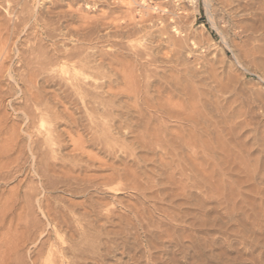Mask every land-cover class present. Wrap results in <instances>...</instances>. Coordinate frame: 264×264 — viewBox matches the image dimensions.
<instances>
[{"label": "rangeland", "instance_id": "obj_1", "mask_svg": "<svg viewBox=\"0 0 264 264\" xmlns=\"http://www.w3.org/2000/svg\"><path fill=\"white\" fill-rule=\"evenodd\" d=\"M144 1L145 6L142 0H0V31L6 38L1 39L2 43L15 38L8 42L11 60L4 67L10 66L4 68L0 81V97L4 98L0 100V121L6 120L7 127L0 137V147L14 131L26 137L21 131L25 105L19 82L24 69L18 56L28 57L29 46L37 42L47 50L52 45L74 49L84 57L95 50H116L123 54L121 60L126 58L130 63H134L135 49L143 52L148 47L161 51L154 56L155 64H149L150 71L146 69L144 84H149L145 85L150 86L151 97L158 99L156 90L164 88L167 93L162 97L173 96L172 102L176 103L178 96L173 95L169 79L192 66L230 115L238 122L252 124L249 135L237 138L238 146L230 147L235 162L227 156L215 173L208 171L209 186L202 195L199 190L166 184L165 171L159 165L163 158L170 161L165 149L158 150L157 155L145 152L148 173L144 183L150 188L139 197L129 188L120 196L112 190L84 191L63 175L62 171L73 166L76 174H84L90 164L88 174L102 175L110 171L106 166L101 168L100 163L119 165L96 147L86 146L85 157L78 158L74 146L67 141L50 155L51 173L45 164L34 168L31 159L26 162L23 154L22 169L0 180V264H264V34L262 37L249 31L243 36L242 30L233 26L221 2L231 0ZM146 11L149 14L143 15ZM212 21L219 28H230L237 42L248 43L256 62L240 69L235 67L232 53L222 57L220 47L224 45ZM136 24L139 29L133 28ZM7 27L11 33L5 31ZM106 33L111 34L108 39L97 40L98 35ZM89 34L92 38L83 39ZM169 39L181 41L171 47ZM158 40L162 41L160 46L155 43ZM169 50H174L175 55ZM67 64L63 60L55 69ZM10 69L16 80L11 79ZM146 113L149 116L154 112ZM119 114V110L114 111V115ZM47 121L38 122L36 127H48ZM165 122L173 132L182 127L176 121ZM55 128L67 129L63 124ZM132 135L126 139L132 140ZM25 144L26 139L20 145L24 148ZM87 154L94 155V164L89 163ZM178 163L179 160L172 165L176 173L181 168ZM37 168H45L41 170L45 177L36 173ZM190 191L194 194L189 195ZM138 203L144 214L139 222L128 210V206ZM107 209L114 214L107 217Z\"/></svg>", "mask_w": 264, "mask_h": 264}, {"label": "bare ground", "instance_id": "obj_2", "mask_svg": "<svg viewBox=\"0 0 264 264\" xmlns=\"http://www.w3.org/2000/svg\"><path fill=\"white\" fill-rule=\"evenodd\" d=\"M132 1L136 2V0ZM142 1L143 6H145V1ZM221 2L222 7L232 17L233 26L241 29L242 35L250 31L255 35L260 33L263 37L264 0ZM127 7H129V4ZM4 12L6 13V11ZM142 14L148 15L149 13L146 11ZM212 22L213 27L220 33L222 45H224L220 47L222 57H227V52L232 53L237 64L235 67H240V69H245L250 63L256 62L254 61L256 55L254 56L253 52L248 49V43L237 42L236 38L231 36L230 28H219L220 26L218 27L214 21ZM133 28L137 29L138 25L136 24ZM4 29H6V32L11 33V28L7 27ZM110 35L107 33L98 35L97 40L104 41ZM49 37L51 36L49 35ZM2 38L0 31V81L3 77L4 68L10 66L4 67L5 64H10L7 63L8 60H11L8 42L13 37L8 38L6 42L4 41L5 43H2ZM89 38H92L91 34L83 37L85 40ZM256 39H259V36ZM160 40L155 41V43L159 42L158 46L162 44ZM180 41L181 39H171L169 43L171 47L172 45L175 47ZM37 45L36 42L35 46H29L28 57L18 54L22 63L21 68L23 67L24 69V72L19 75V82L21 85L20 92L25 105V108L21 111L25 118L21 131L24 130L26 137L14 131L9 135L10 140L8 139L0 147V180H6L11 172H18V170L22 169V167L20 168V161L23 154L27 156L26 162L31 159L34 168L36 165L45 164L47 171L48 169L49 171L52 170L50 155L56 152L57 147L61 149L64 143L69 141L74 146L73 151L77 152L78 158L85 157L86 146H92L102 152L105 157L117 161L120 165L116 166V162L112 163L113 165L100 163L101 168L106 166V170L110 171L109 174L102 175L88 174L89 170L87 169L90 168V164L87 165L84 174L82 172V174H76V167L74 166L62 171L64 176L70 177L75 181V184L81 185L84 191L94 190L110 193V190H112L116 196H120L123 193L122 190L129 188L139 197L145 196L149 185L144 183L148 173L145 166L147 159L144 153L149 152L157 155L158 150L165 149V155L168 156L170 161L163 158L159 164L167 177V183H165L170 187L181 188L182 190H187V188L189 190H199L203 195L209 186L208 171L215 173L217 165L221 166L225 163L224 158L227 156L229 160L230 158L232 160L234 153H232L230 147L232 145L238 146L237 138L248 136L250 133L249 127L252 124L247 121L238 122L237 118L230 115L223 101L208 89L207 85L209 84H206L203 81L204 79H201L199 71L193 69L192 66L186 67L182 71L177 72L176 75H173L171 77L173 81L169 79L173 95L177 94L178 96L176 103L172 102L174 100L173 96L166 95L162 97L164 93H167L164 88L156 90L158 99L151 97L150 86H146L148 83L144 84V79L147 76L146 74H148L146 69H149V64H155L154 56L158 57L161 53L160 50L154 51L156 48L147 47L143 52L136 51V49L134 52L131 49L134 52L132 54L135 60L134 63H130L126 61V58L121 60L120 57L123 54L121 55V52L116 50L115 52L109 51L110 49H107V51L95 50V52L91 53V56L84 57L83 54L76 53L78 51L74 49L67 50L52 45L47 50V48ZM173 51L169 50L170 54L175 55ZM63 60H67V65L69 66L55 69ZM185 66H187V63ZM13 71L10 69L9 74L12 80H16ZM164 76H166V73ZM123 98H126V100ZM2 99L4 100V98L0 97L1 101ZM116 110L120 111L119 115H114ZM148 110L155 114H149L148 116L146 113ZM166 119L176 121L182 127L178 131L173 132L166 125ZM44 120H48V127H36L38 122ZM115 121L118 124H115ZM61 124L65 125L67 129L57 131L55 126H60ZM6 128V120H1L0 137ZM129 135L133 136L130 141L126 139ZM64 137H67V139ZM22 139H26L24 148V145H20L23 141ZM15 155L16 157H14ZM93 156L91 157L88 154L86 156L91 164L96 162L93 160ZM208 158H212L217 164L212 163ZM178 160V166L180 167L181 164V168L176 173L172 170V165ZM233 162L235 161L232 160ZM74 163L75 166H78L76 162ZM43 169L45 170V168ZM43 169L37 168L36 173L41 174ZM41 175L44 176V173L42 172ZM176 175L179 176L178 180ZM179 185L183 186L184 189ZM155 187H157V184ZM190 193L189 195L194 194L192 191ZM182 196L185 195L183 194ZM172 197H175V195H172ZM200 204L203 205L204 203ZM128 210L138 222L144 219L143 209L139 206V203L128 206ZM106 212L107 217L114 214V211L109 209ZM118 218L121 219L122 216Z\"/></svg>", "mask_w": 264, "mask_h": 264}]
</instances>
